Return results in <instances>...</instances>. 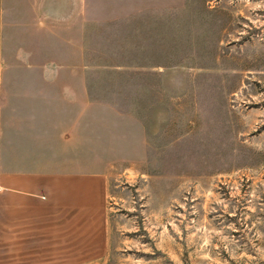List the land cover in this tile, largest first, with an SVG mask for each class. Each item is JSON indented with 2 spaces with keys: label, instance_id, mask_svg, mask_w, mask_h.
<instances>
[{
  "label": "rangeland",
  "instance_id": "374dc122",
  "mask_svg": "<svg viewBox=\"0 0 264 264\" xmlns=\"http://www.w3.org/2000/svg\"><path fill=\"white\" fill-rule=\"evenodd\" d=\"M67 6L37 0L50 35L30 51L40 66L61 49L83 85V171L108 191L101 264H264V0Z\"/></svg>",
  "mask_w": 264,
  "mask_h": 264
},
{
  "label": "crops",
  "instance_id": "0c3cea01",
  "mask_svg": "<svg viewBox=\"0 0 264 264\" xmlns=\"http://www.w3.org/2000/svg\"><path fill=\"white\" fill-rule=\"evenodd\" d=\"M36 8L0 0V264H101L108 191L103 175L83 171V85L61 49L36 66L30 36L50 35Z\"/></svg>",
  "mask_w": 264,
  "mask_h": 264
}]
</instances>
